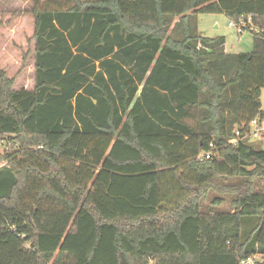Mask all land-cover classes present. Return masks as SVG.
I'll use <instances>...</instances> for the list:
<instances>
[{
    "label": "trees",
    "instance_id": "16d2710c",
    "mask_svg": "<svg viewBox=\"0 0 264 264\" xmlns=\"http://www.w3.org/2000/svg\"><path fill=\"white\" fill-rule=\"evenodd\" d=\"M32 15L34 89L0 67V264L264 255V148L229 145L264 120V0H35ZM202 15L253 16V52L201 36ZM213 193L233 209H207Z\"/></svg>",
    "mask_w": 264,
    "mask_h": 264
},
{
    "label": "rangeland",
    "instance_id": "374dc122",
    "mask_svg": "<svg viewBox=\"0 0 264 264\" xmlns=\"http://www.w3.org/2000/svg\"><path fill=\"white\" fill-rule=\"evenodd\" d=\"M35 0H0V67L9 78L16 81L15 90L34 89L35 80V42L34 18L32 8ZM231 20L224 15H202L198 19L199 33L208 38L224 37L227 49L231 54H251L253 52V35L249 31L239 34L236 29L228 26ZM262 111L264 112V89L261 94ZM254 149L263 148L258 140L248 142ZM9 145L12 150V145ZM0 153H5L0 147ZM235 181L227 185L233 190ZM255 189L264 192V180L258 181ZM210 194L204 201L209 210L220 212L231 211L232 197L229 195ZM220 199L216 206L215 199Z\"/></svg>",
    "mask_w": 264,
    "mask_h": 264
},
{
    "label": "built area",
    "instance_id": "2783aa9c",
    "mask_svg": "<svg viewBox=\"0 0 264 264\" xmlns=\"http://www.w3.org/2000/svg\"><path fill=\"white\" fill-rule=\"evenodd\" d=\"M253 16L248 19L241 18L239 20H231L228 24L230 28L236 29L239 34H243L244 31L260 32L259 28L252 21ZM258 140L264 148V120H253L250 124H243L241 129L236 130L235 136L229 141V145L236 146L240 142H249L250 140ZM1 149L4 152L10 150L9 145H5L3 141H0ZM213 147V145H211ZM214 151L201 153L198 157L199 161L209 160L213 157ZM264 262V255L254 254L250 257L242 259L238 264H260Z\"/></svg>",
    "mask_w": 264,
    "mask_h": 264
},
{
    "label": "crops",
    "instance_id": "0c3cea01",
    "mask_svg": "<svg viewBox=\"0 0 264 264\" xmlns=\"http://www.w3.org/2000/svg\"><path fill=\"white\" fill-rule=\"evenodd\" d=\"M201 35V34H200ZM202 36V35H201ZM204 37V36H203ZM226 45H227V41H226ZM227 51H228V49H227ZM228 53H230L229 51H228Z\"/></svg>",
    "mask_w": 264,
    "mask_h": 264
}]
</instances>
